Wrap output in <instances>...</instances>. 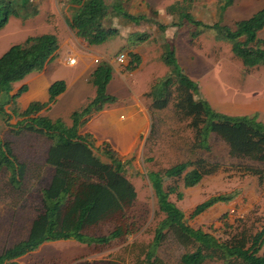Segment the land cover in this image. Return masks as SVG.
I'll list each match as a JSON object with an SVG mask.
<instances>
[{
    "label": "trees",
    "instance_id": "1",
    "mask_svg": "<svg viewBox=\"0 0 264 264\" xmlns=\"http://www.w3.org/2000/svg\"><path fill=\"white\" fill-rule=\"evenodd\" d=\"M77 6L65 24L90 46L101 45L116 36L115 28L104 25L108 16V6L103 0H70ZM129 0H115L112 9L118 16L138 24L147 20L145 16H133L126 12L125 3ZM221 10H225L232 0H220ZM32 5V11L26 9ZM39 3L30 4L27 0H0V30L10 18L26 19L38 14ZM181 7L179 22L170 26L187 24L213 30L215 40L230 45V51L246 68L264 67V40L257 33L264 27V8L249 19L223 25H211L195 20ZM24 11L22 14L20 12ZM169 6L168 13H172ZM156 15V12L153 11ZM158 25L163 31L164 25ZM198 33H191L195 39ZM58 49L54 34L28 36L20 44L11 46L0 56V94L8 96L15 83L23 81L29 74L41 71ZM138 60L133 55L132 60ZM169 74L153 85L145 94L149 110L163 111L172 103L171 109L182 119H188L193 131V149L208 151L210 135H215L228 147L229 155L256 163L261 168L245 167L251 175L264 178V124L255 116H228L213 110L209 104L197 97L198 88L177 63L174 47L161 56ZM111 68L107 63L99 64L90 76L95 89L94 97L85 102L71 115L72 125L66 127L61 121H51L40 112L49 108L56 97L65 91L63 81H55L48 88V101L32 102L24 110L18 111L15 99L26 91L22 85L10 97L11 114L2 109L7 117H19L18 130L44 136L51 141L47 150L46 163L53 169V176L47 187L41 190L42 211L31 220L26 239L0 252V264L13 262L16 258L36 250L41 244L53 241L73 240L83 245L106 246L129 233L130 227L123 221L136 197L133 185L124 175V163L110 150L104 151L109 163L103 162L93 153L90 136L80 135L79 128L84 118L116 102V98L106 92L111 79ZM3 106V105H2ZM2 106L0 108H2ZM192 168V172L188 171ZM7 173V184L19 189L27 168L14 156L8 142L0 140V170ZM219 169L204 159L195 162H182L171 167L151 172L148 178L154 192L157 209L164 215L154 230L153 238L144 251L141 264H164L157 251L168 235L182 247L189 249L180 257L181 264H204L206 261H219L225 264H264V229L247 240L243 235L232 236L229 241L219 242L212 235L194 230L183 223L184 213L170 200L175 195L180 200L183 193L178 185L163 187L164 180H182V188L197 185L205 176ZM260 180V179H259ZM236 193L221 194L198 204L190 214L193 218L218 203L232 201ZM119 216V217H118ZM121 218L123 221L117 219ZM111 221L114 228L103 236L88 235L85 229ZM249 244V246L247 245Z\"/></svg>",
    "mask_w": 264,
    "mask_h": 264
},
{
    "label": "rangeland",
    "instance_id": "2",
    "mask_svg": "<svg viewBox=\"0 0 264 264\" xmlns=\"http://www.w3.org/2000/svg\"><path fill=\"white\" fill-rule=\"evenodd\" d=\"M50 2H52V10L42 12L43 10L39 9L42 6L40 3L37 7V12H39L37 16L18 20L17 18L9 19L11 29L14 31L10 37L0 41V56L11 46L22 43L27 36L39 35L49 30L50 26L48 25H51L55 19L53 12L55 7L61 21L70 17L76 8L71 5L70 0H50ZM114 2L115 0H104L108 6V16L104 25L117 28L123 34L124 32L135 34L137 37L135 41L140 45L144 59L154 62V65L158 67L163 64L161 56L167 46L173 48L178 42L177 50L188 51L187 46L191 40V32L201 30L193 29L192 26L184 22L183 26L178 29L169 27L167 30L173 31L171 36H167L157 29L153 21H147L145 26L126 28L125 24L130 22L116 14L112 9ZM232 3L233 0L229 6ZM170 6H173V10L177 7L176 4ZM26 9L32 11V5H27ZM145 9H148L152 20H157L151 6H146ZM218 10L220 11L219 16L222 18L225 10H221L220 7ZM23 12L22 10L20 13ZM133 16L136 17L138 14ZM178 20L179 17L176 15L169 23L176 24ZM205 20L211 25L219 19ZM15 22L17 25H21L20 28ZM222 24L227 23L223 21ZM201 32L196 36L195 42L191 40L197 45L195 54L204 56L210 61L208 63H212L202 64L201 68L200 63L192 64L190 62L189 54H187L186 62L183 55L176 50L175 57L179 66L185 69L184 72L197 75V78L193 80H195L198 90H202L207 83L211 86L213 93L222 91V86L227 89L234 85L239 91H246L249 82L243 75L248 70L242 68L240 60L232 55L230 45L223 41H216V33L213 30L202 29ZM120 52L126 51L124 48L118 47L117 52L109 61L113 62ZM128 57L130 60L131 57ZM130 65L129 62L122 71L134 69V67L130 68ZM157 71L158 77L152 86L169 74L167 67L164 73H160L159 68ZM128 74L130 75V73ZM220 81L224 85L221 86ZM203 91L202 97L204 96ZM121 93L117 96H120V101L123 97ZM140 99L141 101H137V105L138 108L143 109L144 116H146L144 123L146 124L136 136V141L130 149L118 155L116 149L114 150L110 146L114 140L111 143H106L100 134L90 140L93 153L103 162H110L104 154V151L110 150L124 163V175L133 185L136 197L131 208L125 212L124 219L126 221L121 218L117 219L130 227L129 233L106 246H88L73 240L46 242L36 250L16 258L13 262L16 264H141L144 251L153 238L154 230L164 217L157 209L154 192L148 178L149 173L162 171L182 162H195L197 159L217 164L219 169L203 177L197 185L186 189L182 188L181 179L163 181L164 188L169 185H178V190L183 193L180 200H177L175 195H171L170 200L184 213V219L188 220L187 226L194 230L201 229L219 242L229 241L235 235H243L247 240L264 229V178L245 171L247 166L256 168H261V166L244 159L231 157L227 145L213 134L209 138L210 149L208 151L193 149V131L188 126L189 120L182 119L173 112L172 103L166 110L153 111L152 113L149 110L147 114L145 108L140 105L147 102L145 94ZM3 100L4 96L0 98V103ZM19 121H21L19 117H7L3 113L0 114V140L9 143L16 159L25 164L27 168L19 189L9 187L7 173L3 169L0 170V252L26 239L31 220L42 211L41 190L47 187L53 176V169L46 163L47 150L51 141L42 135L25 130L16 134ZM125 132L128 133V131ZM188 171L192 172L193 170L189 168ZM233 192L236 193V196L232 201L215 204L200 215L190 217L191 212L198 204L211 197ZM112 223L107 221L87 228L84 232L93 236L107 235L114 228ZM247 245L249 246V244ZM187 251L189 249L182 247L171 235H168L159 247L157 256L162 259L164 264H181L180 257ZM5 264L10 263L6 262ZM204 264L225 263L206 261Z\"/></svg>",
    "mask_w": 264,
    "mask_h": 264
},
{
    "label": "crops",
    "instance_id": "3",
    "mask_svg": "<svg viewBox=\"0 0 264 264\" xmlns=\"http://www.w3.org/2000/svg\"><path fill=\"white\" fill-rule=\"evenodd\" d=\"M172 4H176L177 7L170 14L167 12V9ZM219 4L220 0H129L124 4L127 13L130 15L138 14V16H145L147 20L140 21L138 24L129 21L130 23H126L125 27L145 26L147 25V21H153L159 31L160 29L156 23L165 26V29L161 31L162 33H165L169 27L171 29H178L183 24L180 26H170L169 22L176 15L179 17L181 7L184 8L183 11L186 10L195 20L203 24L210 25L205 19L212 18L219 19L213 23L221 22L222 24L224 21L227 24L223 25H231L234 22L249 19L264 8V0H233L232 5L225 9L223 17L220 18V11L218 10ZM71 5L75 6L73 4ZM146 6H151V10L156 12L157 20H152L150 13L148 14V9H145ZM160 8L164 9V15L158 13V9ZM39 9L43 10L42 12L52 10V2L45 0ZM53 12L55 16L54 21H52L53 23L48 25L50 26L49 30L41 34H54L57 39L58 49L41 71L31 73L23 81L15 83L8 96L0 94V98L4 96L3 102L0 103V107L3 106L0 109L6 114H11L9 108L12 107V103H7V101L9 96L12 97L22 85L26 86V91L17 97L13 104L18 111L24 110L32 102H47L49 97L48 88L51 83L63 81L66 87L65 91L56 97L55 102L49 108L41 111L40 115L47 117L51 121H61L66 127H70L72 125V113L78 110L82 106V103L84 104L94 97L95 89L90 83L92 72L99 64H108V61L117 52L118 47H122L131 59L133 55L138 58V60L133 59L131 61L132 66L130 68L134 67V69H126L123 72L120 68L108 64L112 74L107 84L106 92L108 95L115 97L116 102L106 105L99 112L84 118L85 122L78 131L80 135H89L91 139H95L100 134L106 143H111L114 140L110 146L112 149H116L115 151L119 155V153H123V151L125 152L132 147L136 141V136L143 130L146 124L144 123L146 116H144L143 109L141 107L138 108L137 101L140 102V98L155 83L158 77L157 69H160V73H164L166 66L162 64L158 67L154 65V62L144 59L140 51V45L135 41L137 39L135 34L124 32V35L119 29L115 28L118 31V36L101 45L90 46L83 39L77 37L74 31L68 28L65 24L66 19L61 21L58 18L59 14H57L56 7L53 9ZM165 16L170 17L167 22H165ZM10 20L0 30V41L10 37L14 31L11 29ZM15 24L17 25L16 22ZM17 26L20 28L21 25ZM190 26L193 29H203L193 25ZM201 30L191 33H198L199 35L202 33ZM257 37L264 40V27L257 33ZM191 40L187 46L188 51L183 52L177 50V42L174 46V52L177 50L181 53L186 62L188 58L187 54H189L190 62L192 64L200 63L201 68L203 67L202 64H211L212 62L208 63L210 61L204 56L195 54L197 45ZM193 40L195 42L196 38ZM69 58H74V64H68L67 60ZM183 64L185 65V62ZM242 68L246 69L244 66ZM181 69L185 71L183 67ZM247 70L248 72L243 76H246V80L249 82L248 90L239 91L236 85L226 89L222 86L224 85L223 82L220 81L222 91L213 93L211 86L205 83L203 89L198 90L197 97L205 100L218 113L228 116H255L258 121L264 124V67L256 66ZM184 73L193 82L195 81L193 79L197 78V75L194 76L186 72ZM202 91L204 93L203 97L201 96ZM120 92L123 93H121L123 96L121 97V101L119 99L120 96L117 97ZM148 104V99L147 102L145 101L140 104L145 108L147 114L149 111ZM125 131H128V133Z\"/></svg>",
    "mask_w": 264,
    "mask_h": 264
},
{
    "label": "built area",
    "instance_id": "4",
    "mask_svg": "<svg viewBox=\"0 0 264 264\" xmlns=\"http://www.w3.org/2000/svg\"><path fill=\"white\" fill-rule=\"evenodd\" d=\"M30 4H34V3H42L45 0H27ZM68 64L72 65L74 64L75 60L74 58H69L67 60ZM129 62L131 63L130 66H132V62L131 59L129 60L128 54L126 52H120L119 54L116 55V57L114 58L113 62L108 61V64L110 66L115 65L116 67L120 68L121 70L123 69V67H125L126 65L128 66Z\"/></svg>",
    "mask_w": 264,
    "mask_h": 264
},
{
    "label": "clouds",
    "instance_id": "5",
    "mask_svg": "<svg viewBox=\"0 0 264 264\" xmlns=\"http://www.w3.org/2000/svg\"><path fill=\"white\" fill-rule=\"evenodd\" d=\"M158 13H159L160 15H164V9H163V8L158 9ZM169 19H170V17L165 16V22H167ZM172 31H173V30H166L165 35H167V36H171V35H172Z\"/></svg>",
    "mask_w": 264,
    "mask_h": 264
},
{
    "label": "water",
    "instance_id": "6",
    "mask_svg": "<svg viewBox=\"0 0 264 264\" xmlns=\"http://www.w3.org/2000/svg\"><path fill=\"white\" fill-rule=\"evenodd\" d=\"M187 221H188L187 219H183V223H184L185 225H187V224H186Z\"/></svg>",
    "mask_w": 264,
    "mask_h": 264
}]
</instances>
